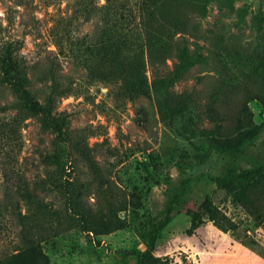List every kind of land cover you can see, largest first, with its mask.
I'll return each instance as SVG.
<instances>
[{
    "label": "rangeland",
    "instance_id": "374dc122",
    "mask_svg": "<svg viewBox=\"0 0 264 264\" xmlns=\"http://www.w3.org/2000/svg\"><path fill=\"white\" fill-rule=\"evenodd\" d=\"M163 8L170 49L153 46L151 54L124 33L112 55L109 42L101 53L85 50L97 35L95 19L68 0H0V55L10 46L30 92L65 123L61 139L0 72L1 261L136 264V250L147 248L169 195L179 192L183 207L158 233L146 264H264V224L212 179L226 158L194 156L207 149L205 129L221 126L218 139L229 141L264 122V0H165ZM180 45L196 60L161 86ZM120 72L146 77L150 91ZM188 95L193 111L176 114ZM48 154L59 162H46ZM263 161L264 133L241 163ZM205 196L236 229L204 217L187 232V208ZM27 238L38 246L33 254Z\"/></svg>",
    "mask_w": 264,
    "mask_h": 264
},
{
    "label": "trees",
    "instance_id": "16d2710c",
    "mask_svg": "<svg viewBox=\"0 0 264 264\" xmlns=\"http://www.w3.org/2000/svg\"><path fill=\"white\" fill-rule=\"evenodd\" d=\"M71 2L83 9L84 15L85 11H88L89 17L93 16L95 19L97 35L94 40L86 45L85 50L89 49L93 53L98 54L101 53V48L109 42L110 44L107 46H110L111 54L113 55L122 43H125L122 39L120 42V38L123 37L124 33L125 35L134 34L135 38L138 39L136 42L137 46L142 43H146L148 47L150 46L149 52L151 54L154 52L152 50L153 46L155 47V52L160 50L161 53H164L167 49H170L167 41L172 39V27L169 25L168 19L165 20L164 17L166 15L163 8L165 0H105L104 3L100 4L98 0H68V5ZM129 7L131 8L127 13L126 11ZM121 33L122 35H120ZM70 38L75 44L73 36ZM178 57L179 62L176 64L174 72L170 75L160 76L161 86L173 84V81L189 70L196 60L195 56L189 53L188 48L184 45L179 46ZM0 72L3 75V81L13 86L25 107L41 114L54 132L57 133V136L64 139L65 123L59 122L55 118L51 103L41 102L30 92L27 87L28 78L21 69L18 60L14 58L13 50H11L10 46H8L5 54L0 55ZM119 76L123 80L131 82L135 88L141 91H150V83L146 77L127 75L125 72L123 74L120 72ZM193 108L191 98L188 95V101L186 98L181 99L174 111L176 114H184L187 110L188 113L192 112ZM220 128L221 126H216L215 128L204 130L207 149L194 154V156L201 158L206 153L211 154V151L221 153L226 158L224 169L220 174L213 176L212 179L219 187L227 189L231 194L232 200L243 205L258 223L264 224V161L248 166H243L241 163L244 156L248 154L250 146L254 145L264 133V122L254 123L250 127L241 129L235 138L229 141H220L218 139L217 134L220 132ZM44 159L48 163L59 162L57 156L49 154ZM181 199L182 194L179 192L169 195L161 217L154 223L149 233L147 248L136 250V264H146L147 254L155 246L158 233L171 221L175 212L183 207ZM187 212L191 218V223L187 230L189 234L194 233L203 224L205 221L204 217L212 219L222 229L237 228L236 222L227 213L223 212L219 206L214 204L213 200L208 196L201 199L196 208L188 207ZM27 241L31 242V244L27 247L26 252L33 254V252L38 251V246L33 243L31 238H27ZM248 244L251 245L250 242ZM0 264L15 263L10 259L8 262L0 260Z\"/></svg>",
    "mask_w": 264,
    "mask_h": 264
}]
</instances>
